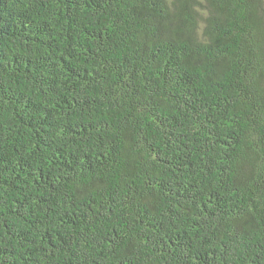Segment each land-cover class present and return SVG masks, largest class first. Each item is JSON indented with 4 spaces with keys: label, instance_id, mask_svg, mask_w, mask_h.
<instances>
[{
    "label": "trees",
    "instance_id": "1",
    "mask_svg": "<svg viewBox=\"0 0 264 264\" xmlns=\"http://www.w3.org/2000/svg\"><path fill=\"white\" fill-rule=\"evenodd\" d=\"M0 264H264V0H0Z\"/></svg>",
    "mask_w": 264,
    "mask_h": 264
}]
</instances>
